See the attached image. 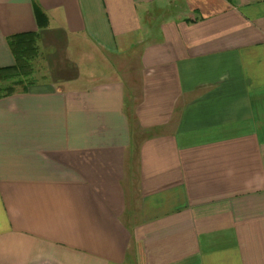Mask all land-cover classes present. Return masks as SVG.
Instances as JSON below:
<instances>
[{"label":"crops","instance_id":"0c3cea01","mask_svg":"<svg viewBox=\"0 0 264 264\" xmlns=\"http://www.w3.org/2000/svg\"><path fill=\"white\" fill-rule=\"evenodd\" d=\"M0 0L48 77L0 99V264H264V0Z\"/></svg>","mask_w":264,"mask_h":264},{"label":"trees","instance_id":"16d2710c","mask_svg":"<svg viewBox=\"0 0 264 264\" xmlns=\"http://www.w3.org/2000/svg\"><path fill=\"white\" fill-rule=\"evenodd\" d=\"M33 6L39 28L47 27L48 17L36 0H33ZM40 40L39 32L15 34L7 39L14 64L0 68V99L27 92L30 86L37 83L33 76L35 61L42 59Z\"/></svg>","mask_w":264,"mask_h":264},{"label":"rangeland","instance_id":"374dc122","mask_svg":"<svg viewBox=\"0 0 264 264\" xmlns=\"http://www.w3.org/2000/svg\"><path fill=\"white\" fill-rule=\"evenodd\" d=\"M49 70L46 67L45 61L42 59H38L35 61V73L33 76V79L38 81H41L45 79V77H48Z\"/></svg>","mask_w":264,"mask_h":264}]
</instances>
